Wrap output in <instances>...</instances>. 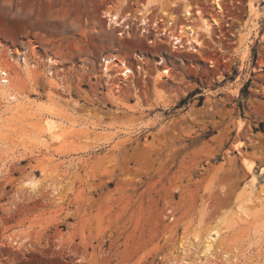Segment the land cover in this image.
Returning <instances> with one entry per match:
<instances>
[{
    "label": "rangeland",
    "instance_id": "obj_1",
    "mask_svg": "<svg viewBox=\"0 0 264 264\" xmlns=\"http://www.w3.org/2000/svg\"><path fill=\"white\" fill-rule=\"evenodd\" d=\"M190 1L214 15L204 0ZM249 1L224 0L219 27L195 53L172 51L169 40L156 37L184 24L180 6L167 1L148 16L159 27L142 33L136 15L144 0L122 7L117 0H0V50L31 48L35 57L53 58L63 79L52 95L43 81L31 86L13 73L21 91L89 126L45 142L47 149L35 138H6L0 264H173L181 243L223 221L228 231L215 264L261 261L260 213L252 209L238 224L235 217L238 199L250 191L247 165L255 174L264 168V0H251L256 31L242 59L238 37L249 29ZM105 11L128 15L129 34L107 28ZM111 55L129 68L142 65L144 73L108 86L100 62ZM162 68L169 75L156 94L153 76ZM114 132L118 139L107 142ZM31 178L40 184L34 194L23 187ZM258 181L251 190L256 200L264 197V175ZM196 251L185 261L197 262Z\"/></svg>",
    "mask_w": 264,
    "mask_h": 264
},
{
    "label": "bare ground",
    "instance_id": "obj_2",
    "mask_svg": "<svg viewBox=\"0 0 264 264\" xmlns=\"http://www.w3.org/2000/svg\"><path fill=\"white\" fill-rule=\"evenodd\" d=\"M126 1L127 0H117V3H119L120 7H122L127 4L125 3ZM164 1L168 2L167 4L170 8H176L180 6L181 16L184 19V24L182 22V25L179 26L175 32L169 30V28H162L161 32L158 33L156 37H160L164 40H169L172 51L174 49L180 48L196 53L205 48L202 37L205 36L206 38H211V35L214 32L213 30L219 27L220 22H218L219 18L217 17L221 14L223 15L224 13V0H204V3H206V5L211 6L214 15L207 13L202 7L196 5L194 6L193 4L192 6L190 4V0H144V2L141 4L140 1V8L137 11L136 18L138 17L137 22L138 25L142 28V33L146 32L147 28L149 27H159V24L155 22H152V24L150 25L148 16L149 14H151L150 11L153 6L161 7L163 6ZM252 2L253 1L250 0L247 3V12L250 18L249 22L251 24L249 23V29L245 28L246 31L243 34L240 33L238 37L239 51L241 52L242 59H246L249 54L251 31H256L255 26L257 23L255 22V20L258 17L256 11L257 7ZM119 15L118 13H109L108 11L102 13V16L107 19L106 27L119 28L120 31L118 33V36H122L124 35V33L128 32L127 30L130 27L127 25L128 15ZM170 25H172V23L168 21L167 26ZM127 34H129V32ZM30 49L28 50L24 48L21 51L8 50L6 52L0 50V151L1 149H8L7 145L9 144H7L8 141L6 142V138H9L8 135H16V137L18 136L19 138L27 136L30 140H33L35 138V142L42 144L41 146L44 149H47L48 146L45 142H58L68 135L70 136V134H74L75 131L78 132L76 130L77 128L85 126V124L83 125L82 122L78 123L75 118H70L53 108L44 107L37 101H34V99H30L25 96L21 91L23 90V87H20V85L17 84L13 73L15 75L24 77L27 83L31 86L40 81H43L52 95L53 90H55L57 86L61 88L60 80H63L60 78L61 76L59 77L55 75V72L53 70V67L58 65V61L50 57L42 59L39 55L35 57L36 55L32 54V51H30ZM105 58L108 59L109 63L106 65L105 70L102 71V76L106 78L108 86L111 87L115 84L114 89L122 87L123 84L134 75H129L128 72L132 74L133 71H131L130 68L127 67L125 61L118 59L116 55H111L109 57L106 56ZM137 58H139L140 60L144 59L142 55H137ZM37 59L40 61H38ZM160 60L161 61L157 63L159 65H161L163 62V59ZM6 62L9 63V66L5 64ZM41 63L43 64V70L38 74L37 69L39 68ZM138 67L139 69L136 70L141 71V66ZM112 71H114V75L110 74V72ZM168 75L169 70H167L166 68L156 70L153 76L154 90L152 89L156 94L158 90H156L157 88L155 86L159 84L160 81L164 82L166 79H168ZM143 77L144 75L142 76V78ZM112 81H116V83H111ZM116 92L117 91L111 90V92L109 93L111 99L114 102H117L118 100V97L115 95ZM29 120H32L33 122H29ZM87 124L89 125V123ZM87 127L89 126H85L84 128ZM242 127L243 123L239 122L237 129L241 130ZM83 130L85 131V133L87 132L86 129H82V131ZM107 139V142H115L118 137L114 132L109 137H107ZM4 151L5 150H3L2 152ZM39 155L42 156V154ZM73 162H75V160ZM68 165H73L69 167H71L73 170L75 169L76 165H74L73 163H70ZM247 172L250 175V183L248 184V189L250 191L247 192L245 196L239 198L236 204L235 217L237 219V224L239 222H244L248 218H250L251 215L249 214V212L252 209H254L257 214L260 213L259 215L261 216L262 220H264V195L262 196V199L260 198L258 200L252 199L251 196V190L259 182L258 176L264 175V168H260L258 174H255L253 165L248 164ZM23 187L28 193L34 194L39 191L40 184L38 180L31 178L23 182ZM56 191L57 190L55 189L54 192ZM244 193H246V190H244ZM224 222L225 221L217 222L215 225L204 229L201 233L199 232L200 234L195 236L192 243H181L179 246V250L182 252V257L179 260H173V264H215L218 261L217 246L223 239L226 231H228V228L224 227ZM194 248L197 250V262L194 263L185 261L187 252L192 251ZM253 264H264V257L260 262L255 261V263Z\"/></svg>",
    "mask_w": 264,
    "mask_h": 264
},
{
    "label": "built area",
    "instance_id": "obj_3",
    "mask_svg": "<svg viewBox=\"0 0 264 264\" xmlns=\"http://www.w3.org/2000/svg\"><path fill=\"white\" fill-rule=\"evenodd\" d=\"M225 7H226V5H225ZM226 9L228 10L227 7H226ZM226 24H229V23H228V22L224 23V26H225ZM224 29H225V32L228 31V27H227V26H225ZM227 33H228V32H227ZM229 34H230V33H229ZM105 57H106V56L102 57V58H101V62H100V65H101V68H103V71L105 70L106 65L109 63L108 59L105 58ZM211 61H213V60H211ZM210 63H211V62H210ZM138 66H139V65L137 64L134 68L131 67L130 70L133 71V73L131 74L130 72H128L129 75L136 74L137 76H139V75H140V71H137V70L139 69ZM140 66H142V65H140ZM210 66H211V67H214V64H210ZM136 69H137V70H136ZM141 72L143 73L144 70H141ZM112 73H113V72H112Z\"/></svg>",
    "mask_w": 264,
    "mask_h": 264
}]
</instances>
